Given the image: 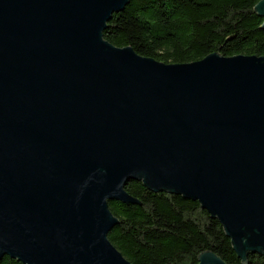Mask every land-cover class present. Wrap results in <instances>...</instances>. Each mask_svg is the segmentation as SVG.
<instances>
[{
  "label": "water",
  "instance_id": "95a60500",
  "mask_svg": "<svg viewBox=\"0 0 264 264\" xmlns=\"http://www.w3.org/2000/svg\"><path fill=\"white\" fill-rule=\"evenodd\" d=\"M129 4L0 0V259L131 264L109 205L138 204L132 182L198 202L240 259L264 256V57L117 48L104 33Z\"/></svg>",
  "mask_w": 264,
  "mask_h": 264
},
{
  "label": "trees",
  "instance_id": "16d2710c",
  "mask_svg": "<svg viewBox=\"0 0 264 264\" xmlns=\"http://www.w3.org/2000/svg\"><path fill=\"white\" fill-rule=\"evenodd\" d=\"M263 0H130L113 15L104 38L164 64H191L211 55L264 57ZM138 204L112 202L119 224L110 242L131 264H198L213 252L226 264H264V256L240 259L217 219L198 202L169 192L155 193L142 182L127 185ZM0 264H22L10 257Z\"/></svg>",
  "mask_w": 264,
  "mask_h": 264
}]
</instances>
